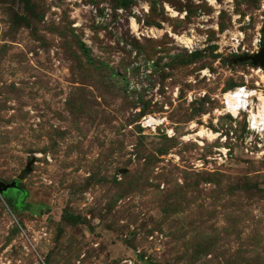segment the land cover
<instances>
[{"label": "rangeland", "instance_id": "obj_1", "mask_svg": "<svg viewBox=\"0 0 264 264\" xmlns=\"http://www.w3.org/2000/svg\"><path fill=\"white\" fill-rule=\"evenodd\" d=\"M263 11L0 0V264H264V153L212 136Z\"/></svg>", "mask_w": 264, "mask_h": 264}, {"label": "built area", "instance_id": "obj_2", "mask_svg": "<svg viewBox=\"0 0 264 264\" xmlns=\"http://www.w3.org/2000/svg\"><path fill=\"white\" fill-rule=\"evenodd\" d=\"M209 3H213L214 0H207ZM235 42L237 41L234 39ZM253 48L248 53L252 54L259 50L262 46V37L257 35L252 42ZM257 70L259 71L257 73ZM255 76L257 79L248 82L247 79L243 83L235 84L226 90L222 91L219 95V105L213 109L217 115H227L231 118L232 128H228L225 133L222 131L215 132L213 135L220 136V141H225L228 138L230 141H235L238 134L234 132V127L237 121L242 122V131L239 136V141L244 146V150L248 151L250 155L255 158H260L264 153V90L261 88L264 77L262 69L256 66ZM203 71H201L202 73ZM206 74L207 73H203ZM261 75V78L259 75ZM245 77V76H244ZM190 100V95H187ZM159 120L151 115H145L140 119L139 124L143 128H149L154 130L158 125ZM168 135L172 134V130L165 131ZM210 132V131H209ZM227 149L223 147L217 149V153L214 155L217 162H222L226 157Z\"/></svg>", "mask_w": 264, "mask_h": 264}, {"label": "water", "instance_id": "obj_3", "mask_svg": "<svg viewBox=\"0 0 264 264\" xmlns=\"http://www.w3.org/2000/svg\"><path fill=\"white\" fill-rule=\"evenodd\" d=\"M264 14V11H263ZM262 31V46L259 48V50L255 53L252 54H241L239 56H236L233 58V62H244L248 61L250 65L253 66H259L262 69V74L264 77V24L261 27ZM24 172H20L17 175L18 179H21L23 177ZM14 185L13 181L7 182V183H2L0 181V192L8 187H11ZM149 264H154V263H149Z\"/></svg>", "mask_w": 264, "mask_h": 264}, {"label": "bare ground", "instance_id": "obj_4", "mask_svg": "<svg viewBox=\"0 0 264 264\" xmlns=\"http://www.w3.org/2000/svg\"><path fill=\"white\" fill-rule=\"evenodd\" d=\"M259 71L257 70V73H258ZM259 75V77L261 78V75L260 74H258ZM202 133V131L200 130L199 132H198V134H201Z\"/></svg>", "mask_w": 264, "mask_h": 264}]
</instances>
